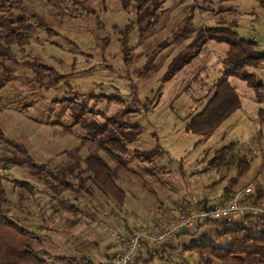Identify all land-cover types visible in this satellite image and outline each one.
I'll list each match as a JSON object with an SVG mask.
<instances>
[{"label":"rangeland","instance_id":"1","mask_svg":"<svg viewBox=\"0 0 264 264\" xmlns=\"http://www.w3.org/2000/svg\"><path fill=\"white\" fill-rule=\"evenodd\" d=\"M11 1L0 0V22L10 23L16 33L24 25L32 29L17 33L19 38L26 36L29 45H12L10 59L0 56V130L24 146L37 167L5 166L4 211L43 238L50 264H62L54 255H64L51 238L64 234L66 229L60 228L66 219L87 223L91 217L83 215H93L90 201L95 197H102V209L108 214L94 229L101 240L122 232L117 218L144 231L163 228L165 223L153 229H145L143 223H153L169 207L193 199L190 190H200L197 172L209 167L215 152L229 140L231 118L207 136L185 130L226 68L227 46L199 39L211 30L229 29L255 41L256 51L264 55V0H157L155 6L148 3L142 8L129 0L127 11L120 0ZM10 5L15 6L13 11ZM40 24L47 30L37 28ZM126 33L127 45L121 49L120 39ZM1 35L5 34L0 29ZM247 71L264 87V59ZM228 81L247 110L243 125L233 130L240 132L241 143L252 148L250 129L256 117L249 102L256 103L254 91L236 78ZM98 128L104 132L92 135ZM136 131L130 143L123 141L128 149L121 159L126 169L97 145L106 134ZM14 151L12 146H0L2 155ZM91 154H98L117 173L126 193L122 207L94 184L83 163ZM250 171L251 177L255 171ZM18 183H27L31 191ZM37 215L42 216V232L37 229ZM229 227L207 224L200 233L189 232L185 244L179 243L180 250L150 264H205L209 255L202 261L181 247L200 242L202 235L205 242L227 247L230 238L222 232ZM261 231V226L253 227L254 234ZM66 254L72 256L71 251ZM209 259V264H223Z\"/></svg>","mask_w":264,"mask_h":264},{"label":"trees","instance_id":"2","mask_svg":"<svg viewBox=\"0 0 264 264\" xmlns=\"http://www.w3.org/2000/svg\"><path fill=\"white\" fill-rule=\"evenodd\" d=\"M18 1L19 0H12L11 2ZM120 1L123 3V9L127 11L130 4L129 0ZM136 2L139 3L137 6L142 8L143 5L148 3L155 6L157 0H136ZM7 3L8 1L4 4ZM11 7V11H13L15 6L12 5ZM35 19L36 17L34 16L33 20ZM19 20L23 22L25 19L20 17ZM0 24V29L3 30V35L5 34L4 36H0V56L10 59L13 55L10 49L12 45L16 44L23 47L26 46L28 42V39L25 42L26 36L19 38L20 35L17 33L24 29L25 31L27 30V32H31L32 27L31 25H24V27L19 28L16 33V29H13L10 23L6 22L3 24V22H0ZM37 28L45 29L46 27L40 24ZM127 37L128 33L121 36V49L126 48ZM205 41H213L217 44H225L227 46L226 68L221 78L211 88L212 95L203 109L200 113L191 117L186 124L185 130L197 136H207L211 134L224 120L240 108V102L234 88L228 82L229 77L245 82L253 89L257 99L264 101V92H262V89H264L263 85L255 82L252 74L247 71V67L255 66L259 61L264 59V55H260L256 51V42L253 40H246L240 37L235 31L229 29L211 30L206 33L204 37L199 39V42L205 43ZM176 63L177 62L174 61L172 66ZM183 63H185V61ZM33 70L36 71V69ZM259 120L264 124V111L262 110L259 111ZM107 123L117 125V123L113 121H107ZM104 130L106 129L104 128ZM102 132H104L103 128H98L92 135L95 136ZM137 134L138 131H136L135 135H131V133L128 132L126 135L122 136H115V134L109 133L106 134V139L104 141H99L97 145L100 150L109 154L118 166L126 169L121 161L122 157L126 156L128 153L125 143H130L133 140V136ZM123 141H125V143ZM4 144L12 146L15 151L9 154L10 156L0 154V170L3 168L5 169V166L9 164L17 165L25 163L34 168L37 167L28 155L27 149L14 141L7 140L0 130V146ZM228 149V147H223L217 150L209 164L211 166H219L223 162ZM20 156H25V158ZM84 163L94 184L100 192L118 206L123 205L125 201V191L117 183L118 177L115 170L98 154L89 155ZM247 170L248 161L245 159L240 160L238 163L237 175L231 181V184L236 183ZM4 181L5 178L0 173V264H50L48 260L52 257L49 252L43 249V239L39 237L38 234L28 231L12 221L8 216L9 212L4 211V206L8 202ZM18 185L19 188H27L31 191V187L29 188L30 185L27 183H18ZM253 196L257 199H264V194L262 192H254ZM70 209L73 210V207ZM255 226L262 227V231L259 234L253 233V227ZM222 235L230 238L227 247L215 246L211 242H205L203 240L204 235H202L200 236V242L193 243L185 249L195 252L202 261L205 254L209 255L205 264L212 262L209 258H213L223 264H245L246 262L264 264V221L256 222L245 219L243 223L230 226L224 230ZM152 258V255H150V260ZM55 260L64 264H71L73 261L69 258L61 257L55 258ZM83 261L85 262V260Z\"/></svg>","mask_w":264,"mask_h":264},{"label":"crops","instance_id":"3","mask_svg":"<svg viewBox=\"0 0 264 264\" xmlns=\"http://www.w3.org/2000/svg\"><path fill=\"white\" fill-rule=\"evenodd\" d=\"M27 45H29V43H27ZM246 86L249 87L247 84ZM237 97L240 102V108L236 112L231 114L226 120H224L219 125V127L215 129L217 130L221 126H224L225 122H228L230 118L232 119L229 121V123L230 122L232 123L227 125L230 127L229 128L230 130L227 132L229 140L227 142L228 145L224 147H228L229 149L227 153L225 154L223 162L219 166H211L209 164L210 163L209 161L208 162L209 167H207L204 171L202 170L198 171L195 176V179L196 181H198V185L200 188V190H197L198 189L197 187L196 189L193 187V190H190L191 192L195 193V197H193V199L187 202L185 201L180 204H175L174 207H169L168 209H166L164 216L162 217L159 215L155 219V222L143 223V226L145 227V229H151V228L153 229L157 227V225L161 226L164 223H165L164 227H166L169 223L174 221L182 213H186L191 209L200 208L207 203H211V202H216L220 204L225 203L233 192L240 190L249 185H251L252 187L254 186V192H262L264 194V156L262 153L264 150V124L261 123L259 120V111L261 110L264 111V107H262L264 101L258 100L254 92V98L256 100L255 101L256 103H252V101L249 102V106L252 107L251 110L254 116L256 117L254 121L252 122V126L254 128L250 129V131H254V133L252 132L253 136L250 137L251 142L253 143V147L250 148L248 147V145H244L243 143H241V140H239L241 139V136H239L240 132H236L235 134V131L233 130L235 127L242 126L243 122H245L244 117L245 118L247 117V110L244 108V105L241 103V100L238 95ZM237 130H240V129H237ZM255 134H257V136ZM259 153H261L262 156L260 159H257V156ZM87 157L83 158V163L85 162V159ZM243 159L248 161V170L243 174L241 178L238 179L236 183L231 184V181L237 175L238 163L240 160H243ZM250 170L255 171L253 176L251 177L249 175V173L251 172ZM2 171L4 172L5 169L3 168ZM117 183L119 182L117 181ZM206 193H209V197H212V198H207L208 194L206 195ZM125 199H126V193H125ZM77 200L78 199H76L75 201ZM109 200L113 202L111 199ZM90 202L93 203L92 204L93 215L91 216V213H88L87 215H83L84 217H88V218L91 217L89 218L87 223H85L87 220H84V219L76 223H74L73 221L70 222L69 219H66L64 226L60 228V230L66 229L64 234L55 233L53 238H51L56 248L61 249V251L64 253L63 256L54 255V258H60V257L69 258L73 260L71 264L73 263L74 264H94V263L102 264V263H105L106 261H109L114 256L115 252L118 249V243L116 242V240L113 238H106L105 240H101L100 236H97L94 232V229L96 228V226L102 225L99 220L108 219L107 217L108 214H106V211L102 209L103 208L102 197H95ZM114 204L118 206L116 203ZM123 205L119 207H122ZM69 212H73V210L70 209ZM40 215H37L38 217H36L35 220L36 222L40 221V225H37V227L39 228L37 229L38 231L42 232L43 231V228H41L42 218L40 220V217L42 216ZM117 220L118 221L116 223H118L119 226L121 227V228L119 227L122 231L121 233H125L129 229L135 227L134 225H128L125 221L121 220L120 218H117ZM57 221H55V223H58ZM236 224H238V222L231 223L230 226H233ZM188 233L189 232H186V233L184 232L178 235L170 245H167L160 250L144 251L135 260L133 264H150L155 259L166 260V257H168L169 252L171 250H180V246H179L181 245L179 244L180 242L185 244V241L188 240V236H187ZM60 235H63V236L57 237ZM104 235L106 234L104 233ZM188 246L189 245H184L181 247V249L183 251H188L185 249ZM68 251L72 252L71 254L72 256H69L68 254H66L68 253ZM192 253H195V252H192ZM65 254L67 256H65ZM150 255H152L153 257L151 260H150ZM83 260H85V262Z\"/></svg>","mask_w":264,"mask_h":264},{"label":"built area","instance_id":"4","mask_svg":"<svg viewBox=\"0 0 264 264\" xmlns=\"http://www.w3.org/2000/svg\"><path fill=\"white\" fill-rule=\"evenodd\" d=\"M253 195V187L249 185L233 192L225 203L211 202L182 213L164 228L150 231L131 228L125 233H113L118 249L109 261L102 264H133L144 251L160 250L170 245L178 235L199 232L207 224H241L245 219L264 221V199Z\"/></svg>","mask_w":264,"mask_h":264}]
</instances>
